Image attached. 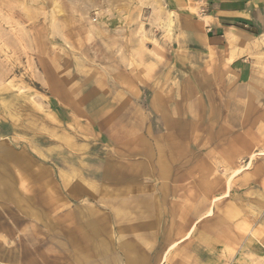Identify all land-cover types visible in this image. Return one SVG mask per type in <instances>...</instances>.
I'll return each mask as SVG.
<instances>
[{"label":"rangeland","instance_id":"374dc122","mask_svg":"<svg viewBox=\"0 0 264 264\" xmlns=\"http://www.w3.org/2000/svg\"><path fill=\"white\" fill-rule=\"evenodd\" d=\"M168 13L159 0H0V184L10 195L1 196L0 185V264H73L62 246L65 238L79 246L76 220L67 219L72 229L65 237L64 217L94 206L98 190L93 184L86 191L74 177L96 181L105 159H117L115 147L126 141L119 121L140 116L131 138L136 163L145 152L158 162L160 149L169 157L177 148L189 153L207 146L206 139L174 137L192 130L204 98L192 86L208 76L174 69L182 66L176 52L183 48L167 26ZM116 89L130 105L100 109L99 95ZM98 113L108 123L97 122ZM244 127L247 137L238 145L216 139L224 153L238 148L242 154L230 170L217 171L228 193H217L214 215L168 248L165 260L160 246L152 264H264L263 113ZM80 194L82 203L74 201ZM95 237L87 232V246Z\"/></svg>","mask_w":264,"mask_h":264},{"label":"crops","instance_id":"0c3cea01","mask_svg":"<svg viewBox=\"0 0 264 264\" xmlns=\"http://www.w3.org/2000/svg\"><path fill=\"white\" fill-rule=\"evenodd\" d=\"M197 1L159 0V4L171 12L167 25L183 48L176 52L182 66L174 69L208 76L206 83L192 86L193 92L204 97L198 102L200 110L192 114V130L175 131L174 137L206 139L207 146L189 153L177 148L169 157L160 149L158 162L153 161L154 153L145 152L143 161L136 163L137 148L131 138L136 136L133 124L141 122L140 116L135 113L128 122L119 121V135L126 141L115 147L117 159H105L102 177L96 181L83 174L74 177L86 191L92 193L93 184L98 190L93 208L71 209L64 217L60 234L65 237L66 230L72 229L67 219L76 220L74 241H80L79 246H71L66 238L62 246L73 264H152L160 246H164L165 260L168 248L179 246L196 225L214 215L218 194L228 193L223 180L217 181V171L234 167L242 152L235 148L231 154V148H226L224 153L216 139H232L238 145V140L247 137L245 124L256 114L264 115V0H202L200 6ZM199 9L205 14L199 15ZM188 59L191 64H186ZM64 95L66 102L70 94L65 90ZM99 97L100 109L130 105L118 89ZM96 117L97 122L108 123L100 113ZM115 122L112 117L109 123ZM73 192L78 191L74 188ZM82 200V194L74 198ZM51 225L56 229V224ZM88 231L96 235L93 246H87Z\"/></svg>","mask_w":264,"mask_h":264},{"label":"bare ground","instance_id":"6f19581e","mask_svg":"<svg viewBox=\"0 0 264 264\" xmlns=\"http://www.w3.org/2000/svg\"><path fill=\"white\" fill-rule=\"evenodd\" d=\"M56 1H57V0H56ZM52 3H53V2H52ZM57 3H58V2H57ZM54 4L56 5V3H54ZM49 5H50V4H49ZM53 6H54V5H53ZM53 6H52V8L54 9L55 6H54V7H53ZM42 7H44V6H42ZM52 11H53V10H52ZM56 12H57V11H56ZM56 12H55V13H56ZM58 13H59V12H58ZM53 14H54V13H53ZM55 15H56V14H55ZM51 19H52V18H51ZM55 19H56V18H55ZM55 19H54V20H55ZM53 22H54V21H53ZM53 22H52V23H53ZM169 23H171L170 20H169ZM50 24H51V23H50ZM59 24H60V23H59ZM35 25H36V24H35ZM31 26H32V25H31ZM38 26H39V25H38ZM49 26H50V25H49ZM167 26H169V24H168ZM171 26H172V25H171ZM49 28H50V27H49ZM51 28H52V27H51ZM169 28H170V27H169ZM57 29H58V28H57ZM25 30H26V29H25ZM33 30H34V29H33ZM43 30H44V29H43ZM43 30H42V31H43ZM50 31H51V30H50ZM50 31H49V32H50ZM36 32H37V30H36ZM43 32H44V31H43ZM18 33H20V32H18ZM40 33H41V32H40ZM61 33H62V32H61ZM21 34H22V33H21ZM19 35H20V34H19ZM52 35H53V34H52ZM57 35H58V34H57ZM62 35H64V34H62ZM19 37H20V36H19ZM52 37H53V36H52ZM37 38H38V37H37ZM21 39H22V38H21ZM21 39H20V40H21ZM28 39H29V38H28ZM37 40H38V39H37ZM44 44H45V43H44ZM56 47H57V46H56ZM41 51H42V50H41ZM1 81H2V80H1ZM3 88H4V87H3ZM23 89H24V88H23ZM21 90H22V89H21ZM0 101H1V100H0ZM5 102H6V101H5ZM34 102H35V101H34ZM4 105L7 106L8 104L5 103ZM4 105H3V106H4ZM12 106H13V105H12ZM37 106H38V105H37ZM38 107H39V106H38ZM2 181H3V180H2ZM4 183H5V182H4ZM4 183H3V184H4ZM3 184H2V182H1V184H0V185H2L1 187H3L2 190L0 189V190H1V196H10V195H6L7 193H6V194L3 193V189H4V187H6V185H7V184H6V185H3ZM6 190H7V189H6ZM8 193H9V192H8ZM9 194H10V193H9ZM3 198H5V197H3ZM93 224H94V223H93ZM85 225H87V223H86ZM93 226H94V225H93ZM93 226H92V227H93ZM92 227H91V228H92ZM89 228H90V226H89ZM97 230H98V229H97Z\"/></svg>","mask_w":264,"mask_h":264}]
</instances>
